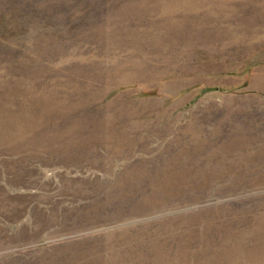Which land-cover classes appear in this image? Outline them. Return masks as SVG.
Instances as JSON below:
<instances>
[{
  "label": "rangeland",
  "instance_id": "obj_1",
  "mask_svg": "<svg viewBox=\"0 0 264 264\" xmlns=\"http://www.w3.org/2000/svg\"><path fill=\"white\" fill-rule=\"evenodd\" d=\"M0 264H264V0H0Z\"/></svg>",
  "mask_w": 264,
  "mask_h": 264
}]
</instances>
